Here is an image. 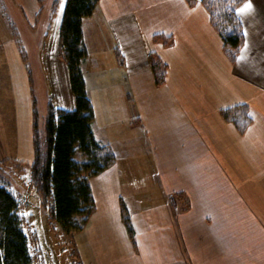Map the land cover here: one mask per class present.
I'll use <instances>...</instances> for the list:
<instances>
[{
    "label": "crops",
    "instance_id": "1",
    "mask_svg": "<svg viewBox=\"0 0 264 264\" xmlns=\"http://www.w3.org/2000/svg\"><path fill=\"white\" fill-rule=\"evenodd\" d=\"M16 1L31 30L46 9L50 19L33 59L36 45L20 48L0 9V160L31 165L38 92L47 107H76L59 55L67 0L52 15L51 0L43 11ZM237 17L235 61L202 0H99L84 19L93 134L116 161L89 179L95 210L72 236L82 264H264V0H244ZM152 54L167 65L162 85ZM243 104L252 123L242 134L222 111Z\"/></svg>",
    "mask_w": 264,
    "mask_h": 264
},
{
    "label": "trees",
    "instance_id": "2",
    "mask_svg": "<svg viewBox=\"0 0 264 264\" xmlns=\"http://www.w3.org/2000/svg\"><path fill=\"white\" fill-rule=\"evenodd\" d=\"M49 0H38L41 11ZM194 3L196 0H188ZM60 0H51V15ZM210 14L213 27L221 36L224 49L235 61L244 42L237 9L244 0H202ZM99 0H67L60 27L59 55L66 63L76 107L72 111L47 107L44 134L34 121V160L31 163V182L43 209L49 208L51 218L71 236L81 231L95 210L89 179L111 167L116 156L108 146L100 144L93 134L95 113L87 91L82 63L88 56L84 41L83 21L91 17ZM169 44L168 38L158 37ZM151 65L157 85L165 83L167 65L156 54ZM223 117L245 133L252 123L248 105H236L222 111ZM8 161H1L0 166ZM183 199L186 198L181 195ZM187 205V202H186ZM20 202L0 180V264H33L27 235L23 230ZM122 216L131 238L133 228L127 208ZM73 264H82L74 252Z\"/></svg>",
    "mask_w": 264,
    "mask_h": 264
},
{
    "label": "rangeland",
    "instance_id": "3",
    "mask_svg": "<svg viewBox=\"0 0 264 264\" xmlns=\"http://www.w3.org/2000/svg\"><path fill=\"white\" fill-rule=\"evenodd\" d=\"M50 1L47 7H49ZM0 9L15 28L16 39L20 48L26 47V40L36 45V50L30 56L35 58L38 53L37 41L43 40V34L48 28L50 19L48 9L42 18L36 20V28L31 30L29 20L26 18L21 3L16 0H0ZM31 45V46H32ZM36 89L39 88L36 81ZM41 82L39 83V85ZM3 82H0V105L5 107L4 97L8 90ZM4 86V87H2ZM37 96L38 125L41 131H45L47 118V100ZM9 118V117H8ZM9 121V119H8ZM0 180L9 185V190L20 202V215L22 217L23 230L28 238L29 249L33 256V264H73L74 248L73 238L66 233L59 223L51 218L49 208L43 209L38 193L31 182V167L27 162L8 161L0 166Z\"/></svg>",
    "mask_w": 264,
    "mask_h": 264
}]
</instances>
